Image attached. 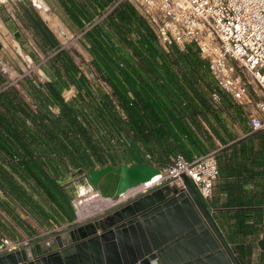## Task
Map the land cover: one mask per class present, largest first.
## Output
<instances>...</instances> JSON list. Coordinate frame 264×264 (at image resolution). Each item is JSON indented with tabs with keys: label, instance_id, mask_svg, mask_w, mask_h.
Listing matches in <instances>:
<instances>
[{
	"label": "trees",
	"instance_id": "trees-1",
	"mask_svg": "<svg viewBox=\"0 0 264 264\" xmlns=\"http://www.w3.org/2000/svg\"><path fill=\"white\" fill-rule=\"evenodd\" d=\"M128 8L125 20L122 14H115L116 7L107 16L124 51L106 42L96 26L83 34L89 43L91 65L110 86L126 120L110 95L100 89L93 92L87 78L77 75L78 65L66 49L40 65L46 74H51L47 80L25 74L13 82L0 70V208L7 214L8 202H14L30 213L43 215L35 195L50 206L73 212L67 194L57 182L73 170L147 162L143 150L157 165L161 160L167 164L175 153L190 159L184 143L200 147L192 137L193 129H201L199 114L214 131L208 117L219 109L209 102L214 83L195 47L189 45L180 51L171 46L166 51L145 20L137 16L130 32L128 25L134 11ZM66 10L85 29L79 19L84 14ZM114 17L126 34L134 33L136 38L122 36ZM46 34L52 36L47 29ZM51 46L54 50L60 47L53 37ZM30 56L35 60L34 53ZM71 85L77 94L66 100L63 91ZM183 85L190 91L189 97ZM120 132L127 142L112 143V137ZM0 228L5 229L1 222Z\"/></svg>",
	"mask_w": 264,
	"mask_h": 264
},
{
	"label": "crops",
	"instance_id": "crops-1",
	"mask_svg": "<svg viewBox=\"0 0 264 264\" xmlns=\"http://www.w3.org/2000/svg\"><path fill=\"white\" fill-rule=\"evenodd\" d=\"M115 7V14L118 13V16L122 14V20H125L129 13L128 7L133 9V17L128 25L129 31L133 32L136 16L142 18L141 14L129 1L119 2V0H19L17 7L11 3L0 5V20L6 29L14 34L20 30L25 35L32 37L45 57L39 58L35 54V60H33L39 63L41 71V74L39 73L41 78L37 77L41 80H47L50 79L51 74H46L40 65L61 50L60 48L66 49V43H62L57 38L54 32L56 29L53 26H59L58 33L68 39V42L71 37H73L72 41L77 40L87 55L90 56V59L92 56L87 49L89 43L83 34L93 26L101 30V35L106 42H110L124 51L125 47L120 42L117 32L108 24L107 16ZM66 8L84 14V18L79 17V19L85 23V29L79 27L72 20ZM112 19L114 23L119 25L116 17ZM120 28L122 36L134 38V33L126 34L123 31V25ZM46 29L52 33L51 37L46 34ZM69 33L70 37L68 36ZM52 37L59 42L60 47L57 50L51 46ZM18 39L23 40L24 37ZM72 58L78 65L79 72L77 75L82 74L88 77L91 73L89 65L79 64L73 56ZM25 74L23 73V75ZM182 88L189 97L190 91L185 85ZM248 93L258 97L254 88L252 91L248 89ZM226 113L229 114V118L226 117ZM208 117L214 131L213 133L209 132L207 138L202 133L203 128L192 130L193 140H196L200 145L199 149L187 141L184 143L185 149L191 157L214 152L217 159L219 176L213 196L211 200L207 202L202 200V202L209 211L236 263L264 264V130L251 133L242 108L233 104L224 93L219 109L209 114ZM198 119L200 123L204 124L202 119L199 117ZM164 162L161 160L160 163L158 162V166L164 167L166 164ZM129 192L126 195H129ZM70 193L74 195V190H71ZM69 200L73 207L72 200L70 198ZM130 200L132 199H127L117 206L120 207ZM96 201H98L99 206H93L91 211L84 212L82 208L77 207L75 210L73 207V212H71L65 207L59 210L55 206H50L45 201L38 199L37 202L41 204L44 211L43 215L26 212L14 202H8L7 208L9 217L12 219L10 222L12 227L8 226L10 230L0 231V236L5 235L12 239L29 238L30 243L25 247L26 249L34 248L37 245L42 246L56 234L104 217L115 208L104 211L100 207V203H103L102 200L97 197L90 199V202Z\"/></svg>",
	"mask_w": 264,
	"mask_h": 264
},
{
	"label": "water",
	"instance_id": "water-1",
	"mask_svg": "<svg viewBox=\"0 0 264 264\" xmlns=\"http://www.w3.org/2000/svg\"><path fill=\"white\" fill-rule=\"evenodd\" d=\"M158 172L147 162H120L79 168L57 182L72 201L84 189L87 195L119 202L129 189ZM184 183L187 191L168 184L155 187L42 246L0 255V264H237L187 177ZM217 240L222 250L208 253L218 247Z\"/></svg>",
	"mask_w": 264,
	"mask_h": 264
},
{
	"label": "built area",
	"instance_id": "built-area-1",
	"mask_svg": "<svg viewBox=\"0 0 264 264\" xmlns=\"http://www.w3.org/2000/svg\"><path fill=\"white\" fill-rule=\"evenodd\" d=\"M10 1L7 2L17 7L19 0ZM120 1L134 5L163 49L175 46L185 51L189 45L196 48L214 83L209 92V102L214 108L220 107L224 93L233 104L242 108L251 133L264 130V0ZM29 44L36 51V47ZM247 77L256 85L258 97L249 95L250 80ZM86 78L93 92L100 89L110 95L121 118L126 120L127 116L118 106L107 82L100 77ZM76 94L77 89L73 85L63 91L66 100ZM129 96L132 98L131 93ZM127 140L120 132L112 137L111 142L125 144ZM143 158L159 169L157 175L134 187L133 193L124 194L119 202H105L102 206L104 211L164 184L187 191L184 177L189 179L201 200H211L219 176L214 152L190 159L182 153H175L162 168L145 150ZM29 243V238L12 239L1 235L0 255L21 250Z\"/></svg>",
	"mask_w": 264,
	"mask_h": 264
},
{
	"label": "rangeland",
	"instance_id": "rangeland-1",
	"mask_svg": "<svg viewBox=\"0 0 264 264\" xmlns=\"http://www.w3.org/2000/svg\"><path fill=\"white\" fill-rule=\"evenodd\" d=\"M8 1L11 2L10 0H8ZM9 2L2 3L0 5L7 4ZM61 25L63 26V24H61ZM53 27L56 29V31H54V32H55L57 38H59V40L62 43H66V50H68V52L74 57V59L79 64L89 65V67L91 68V71H90L91 73L89 74V78L99 77L98 73L95 71V69L91 65L90 56L87 55V52L82 47V45L77 40L72 41L73 37H71V39L68 42V39L64 38L63 36H61L58 33L59 26L56 25ZM63 28L67 32V30L64 26H63ZM18 32H19V35L16 37L12 31L6 29L4 23L0 20V70L11 81H16L17 79H19L23 75V73L32 74V75L34 74V75L39 76L41 78V75H39V73L41 72L39 69V63L34 61L33 59H31L30 54H33V53L37 54V56L39 58H41V57L45 58V57L43 56L41 51L38 49V47H37L36 43L34 42V40L32 39V37L25 35L20 30H18ZM22 36L24 37V39L19 40L18 38L22 37ZM68 36L70 37V33ZM29 43H32L36 47V51L32 50ZM207 75H208L209 79L211 80L209 72ZM247 78L250 80V77H247ZM42 80H44V79H42ZM252 88L257 90L254 82L252 80H250V84L248 85V89L252 91ZM205 94H206V92H205ZM207 98H208V96H207ZM198 117L200 119H202V121L204 123V124L200 123L199 119H197L200 123L199 124L200 128L201 129L203 128L202 133L206 136H209L208 133L209 132L213 133V130L211 129L209 124L203 120V118L200 114L198 115ZM226 117L229 118V114L226 113ZM195 148H197V147H195ZM197 149H199V148H197ZM127 164H129V163H127ZM73 171H75V170H73ZM130 192H132V190H130ZM82 197H83L82 195L77 194V196L74 197L72 203L75 204L80 209L82 208L84 212L91 211L93 209V206H96V205L99 206L98 201L90 202V200H89L88 203L87 202H84V203L81 202ZM87 198H90V197H87ZM87 198H85V199H87ZM34 199L36 201L38 199L43 200L38 195H35ZM203 202H205V201H203ZM100 204H104V203H100ZM102 206L103 205H100V207H102ZM21 208L25 209L23 207H21ZM25 211L29 212L28 209H25ZM9 216H10V214H7L6 212H4L0 208V222L3 224V226L5 228V229L0 228V231H6L7 229L10 230V228L8 226L12 227V224H10V222H12V219Z\"/></svg>",
	"mask_w": 264,
	"mask_h": 264
},
{
	"label": "bare ground",
	"instance_id": "bare-ground-1",
	"mask_svg": "<svg viewBox=\"0 0 264 264\" xmlns=\"http://www.w3.org/2000/svg\"><path fill=\"white\" fill-rule=\"evenodd\" d=\"M8 0H0V4H2V3H6ZM155 175H157V174H155ZM154 175V176H155ZM153 176V177H154ZM152 177V178H153ZM136 187V186H135ZM134 187H132L131 189H129L126 193H125V195L130 191V190H132V192H130V193H133V191H134V189H133ZM85 192V190L84 189H80V191H79V194L80 195H82L83 197H90V198H87V199H84L83 197H82V199H81V202H89V200L93 197V194H85L84 193ZM92 196V197H91ZM123 197H125V196H121L119 199H122ZM78 199V198H77ZM102 201H103V203H107V204H111V203H114V202H116L115 200H112V199H101ZM101 205V204H100ZM80 212V211H79ZM200 219H201V221H202V224H205V219L202 217V216H200ZM217 245H218V247L216 248V249H209V251H208V253H214L216 250H222V248L220 247L221 245H220V243L218 242V240H217ZM224 253V252H223ZM224 259H226L227 261H228V257H227V255L224 253ZM153 264H158V262L157 261H154L153 260Z\"/></svg>",
	"mask_w": 264,
	"mask_h": 264
}]
</instances>
